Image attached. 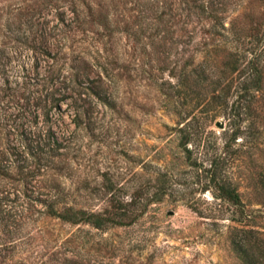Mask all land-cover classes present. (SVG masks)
Segmentation results:
<instances>
[{
    "label": "rangeland",
    "instance_id": "374dc122",
    "mask_svg": "<svg viewBox=\"0 0 264 264\" xmlns=\"http://www.w3.org/2000/svg\"><path fill=\"white\" fill-rule=\"evenodd\" d=\"M135 1L113 0L112 37L86 23L85 31L75 27L72 45L71 38L58 41L54 57H44L20 40L18 16L22 10L31 11L37 0H0V153L9 159V175L0 173V187L18 190L22 203H28L25 187L36 192L60 189L65 203L88 212L103 211L117 200L129 201L137 190H144L142 202L156 198L160 188L165 190L159 201H149L136 221L105 230L89 223L44 220V205L35 202L33 219L23 233L32 239L26 247L31 260H48L73 236L83 264H244L232 239L247 235L260 242L254 250L264 255V102L254 129L233 143L230 163L219 175L238 187L243 215L214 195L204 169L214 157L225 155L223 132L229 120L219 114L200 142L191 141V158L180 145L178 112L187 110L193 117V94L179 93L174 87L177 79L161 68L167 57L169 68L191 61L193 41L166 45V53L160 47L165 43L161 30L155 34L152 29L154 35L146 30L138 42L127 37L123 29L129 25L143 31ZM235 2L227 13L228 24L249 27L264 22L263 0ZM67 14L72 15L69 10ZM57 22L53 17L51 24ZM100 76L108 79L104 89L111 105L90 89L89 80L99 86ZM53 90L57 99L63 98L57 107L48 98L46 108L35 105L36 97L46 98ZM202 110L203 105L195 112L206 116ZM26 138L56 140L50 152L55 156L48 155L47 165L40 167L27 152Z\"/></svg>",
    "mask_w": 264,
    "mask_h": 264
},
{
    "label": "trees",
    "instance_id": "16d2710c",
    "mask_svg": "<svg viewBox=\"0 0 264 264\" xmlns=\"http://www.w3.org/2000/svg\"><path fill=\"white\" fill-rule=\"evenodd\" d=\"M235 1L136 0L137 17L141 19L143 31L138 32L131 25L123 31L127 37L138 42L146 30L153 32L152 29H156L155 34L158 33L157 30H161L165 43L161 40L160 47L163 48L166 45L172 47L176 42L189 41L188 44H191L193 41L191 61L169 68L167 57L165 67L161 68L163 71L168 70L172 78L177 79L174 87L180 88L179 93L193 94V117L190 118V111L178 112L180 121L177 130L181 135L180 145L188 154V158H191L192 149L188 144L191 141L200 142L201 134L214 126L219 114H223L229 120L228 128L223 132L225 155L214 157L209 167L204 169L209 175L208 187L213 189L214 195L236 206L243 215H246L236 184L228 176L223 178L219 175L222 166L224 164L228 166L230 163L229 151L233 143L237 142L241 134L248 131L250 135L252 128L254 129L255 116L264 102V22H257L249 27H238L234 22L228 24L227 13L238 4ZM37 2L31 11L22 10L18 19L23 30L20 40L41 56L54 57L56 53L53 51L59 46L58 41L70 42L71 38L72 45L75 42L73 33L75 27L85 31L88 29L84 28L86 23L103 28L112 37L115 21L113 10L116 9L113 0H37ZM80 3L83 4V10L80 9ZM44 9L49 11L45 13ZM67 10L72 15L67 14ZM50 14L57 18V23L51 24L53 17L50 18ZM162 25L163 29L159 28ZM167 51L168 48H165L164 52L168 53ZM105 74L107 77L110 76L108 72ZM89 81L92 92L103 102L111 105L112 100L109 99L112 98H109L108 90L104 89L108 79L106 81L100 76L99 86L97 81L92 79ZM1 87L0 84V89ZM36 98L35 105L45 108L47 104L43 103L47 102V98L50 99L52 107H57L60 100H63L56 98V90L48 93L46 98L42 96ZM113 101L117 103L116 99ZM202 105V111L206 116L195 112V109ZM210 133L214 132L211 130ZM28 139L26 146L24 144L27 152L36 158L40 167L47 165L51 159L48 155L55 156L50 152L55 149L56 140L51 143L26 138ZM4 156V152H1L0 173L9 169V159ZM192 165L203 167V164L198 162H193ZM34 173L35 171L30 174L31 179L34 178ZM28 177L25 174L22 176L26 180L25 183L29 182ZM29 190L25 187L23 191L28 203H22L25 201L19 202L21 196L18 190L0 187V264H83L84 259L77 250L76 236L67 238L63 243V250L53 252L48 260L38 262L31 260L33 255L28 254L29 250L26 247L32 245V239L23 233L25 226L33 219L35 202L44 205V208L40 209L45 215L44 220L53 218L71 225L89 223L97 229L105 230L111 226L136 221L145 212L149 201H159L165 192L160 188L155 193L156 198H152L153 200L147 198L146 202H142L144 190H137L129 201L117 200L103 211L88 212L65 203L63 201L65 194L63 191L60 193V189L52 188L37 192L34 189ZM40 230L42 232L41 228ZM259 243L248 235L241 236L232 239V248L244 264H264L263 253L257 254L258 251L254 250L260 248ZM68 250L73 252L70 257L65 255ZM61 254H64V259L60 257Z\"/></svg>",
    "mask_w": 264,
    "mask_h": 264
},
{
    "label": "water",
    "instance_id": "95a60500",
    "mask_svg": "<svg viewBox=\"0 0 264 264\" xmlns=\"http://www.w3.org/2000/svg\"><path fill=\"white\" fill-rule=\"evenodd\" d=\"M217 125H220L219 123Z\"/></svg>",
    "mask_w": 264,
    "mask_h": 264
}]
</instances>
